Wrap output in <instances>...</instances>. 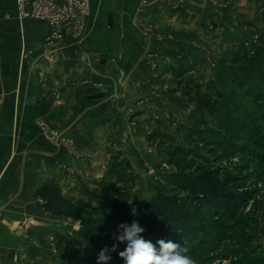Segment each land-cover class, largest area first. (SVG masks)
Returning <instances> with one entry per match:
<instances>
[{
  "label": "rangeland",
  "instance_id": "obj_1",
  "mask_svg": "<svg viewBox=\"0 0 264 264\" xmlns=\"http://www.w3.org/2000/svg\"><path fill=\"white\" fill-rule=\"evenodd\" d=\"M152 1L185 5L184 0H141V8ZM222 2L208 0L215 9ZM253 5L245 6L244 13H225L230 25L220 22L218 9L210 13L208 30L223 33L224 43L210 40L209 46L196 47L193 59L167 44L162 48L170 46L178 55L156 64L146 49L154 70L149 84L160 89L157 95L132 89L127 109L133 130L138 119L143 130L133 132L129 152L128 146L116 151L113 136L101 141L105 155L100 159L107 169L97 189L99 203L80 198L98 215H121L130 224L135 220L144 229L151 226L146 240L179 243L197 264H264V9ZM141 23L145 36L155 32L152 23ZM84 29L77 35L92 30ZM119 84L100 81L96 87L107 98H120L119 91L113 94ZM154 106L158 117L150 119ZM56 217L59 230L41 245L48 248L46 261L32 250L30 264H86L114 244L112 233L100 237L83 232L85 213ZM181 226L187 235L166 233ZM125 247L108 253V264H125L118 255ZM13 258L26 264L19 251Z\"/></svg>",
  "mask_w": 264,
  "mask_h": 264
},
{
  "label": "crops",
  "instance_id": "obj_2",
  "mask_svg": "<svg viewBox=\"0 0 264 264\" xmlns=\"http://www.w3.org/2000/svg\"><path fill=\"white\" fill-rule=\"evenodd\" d=\"M140 1L90 0L82 27L54 29L23 18L16 0H0V264H16L18 251L26 264L32 250L46 259L48 248L41 245L61 223L44 209L36 193L39 183L55 181L65 195L99 203L97 189L107 169L100 143L113 136L114 149L120 151L133 141V132L143 130L140 119L135 130L130 126L129 92L157 95L160 86L149 84L154 75L150 59L161 64L178 55L163 45L183 49L193 59L196 47L209 46L210 40L224 43L223 33L208 30L214 10L220 22L230 25L225 13H244L251 3L264 9V0H223L217 9L208 0H184L182 8L152 1L145 9ZM141 22L152 23L155 32L145 36ZM84 28L92 30L77 35ZM100 81L120 83L113 94L123 96L86 99L89 89L100 92ZM156 108H149L150 119L158 117Z\"/></svg>",
  "mask_w": 264,
  "mask_h": 264
},
{
  "label": "clouds",
  "instance_id": "obj_3",
  "mask_svg": "<svg viewBox=\"0 0 264 264\" xmlns=\"http://www.w3.org/2000/svg\"><path fill=\"white\" fill-rule=\"evenodd\" d=\"M144 231L145 229L135 220L130 225L119 224L116 232L112 233L116 243L111 248L104 246L101 249L97 256V264H108L112 259L108 253L116 252L121 243L126 244V247L119 251L118 255L125 264H197V260L187 254L189 251L187 247L164 239L153 244L143 237Z\"/></svg>",
  "mask_w": 264,
  "mask_h": 264
},
{
  "label": "trees",
  "instance_id": "obj_4",
  "mask_svg": "<svg viewBox=\"0 0 264 264\" xmlns=\"http://www.w3.org/2000/svg\"><path fill=\"white\" fill-rule=\"evenodd\" d=\"M255 67L257 66H254V73ZM122 179L123 178L120 177V181H122ZM36 193L37 196L42 199L44 209L57 216L75 217L85 213L87 217L86 219L82 220V230L87 234L105 237L107 233L116 232L118 225L121 223H127L130 225L128 220L121 217V215L101 216L96 214L91 209V206L84 200L74 199L65 195L62 191V188L55 181L47 180L43 183H39ZM214 203L215 202H213V204ZM171 215L173 216V214ZM182 216L184 219H187L188 213L186 214L185 212ZM173 221L175 222V218ZM148 226H146L145 231L142 233L143 237L145 238L150 235V232L152 231L151 230L149 232L148 229H150L151 226ZM182 227L184 226H181L180 228L175 227L173 230H168L166 233L177 235V233L181 232L184 233L183 235H187L188 230ZM113 242L116 243L114 239ZM120 245H123V243L119 244L118 246ZM86 264H97L96 256L94 255L90 258H87Z\"/></svg>",
  "mask_w": 264,
  "mask_h": 264
},
{
  "label": "built area",
  "instance_id": "obj_5",
  "mask_svg": "<svg viewBox=\"0 0 264 264\" xmlns=\"http://www.w3.org/2000/svg\"><path fill=\"white\" fill-rule=\"evenodd\" d=\"M23 18L48 23L54 29L83 26L90 15V0H16Z\"/></svg>",
  "mask_w": 264,
  "mask_h": 264
},
{
  "label": "water",
  "instance_id": "obj_6",
  "mask_svg": "<svg viewBox=\"0 0 264 264\" xmlns=\"http://www.w3.org/2000/svg\"><path fill=\"white\" fill-rule=\"evenodd\" d=\"M113 24V18H112V15L109 17V25L112 26ZM88 92L90 93V95H88L86 97V99L88 100H92V99H101V98H104L106 97V94L107 92L106 91H103V92H95V89L94 88H91L88 90Z\"/></svg>",
  "mask_w": 264,
  "mask_h": 264
}]
</instances>
